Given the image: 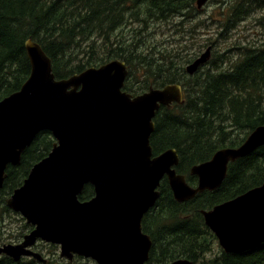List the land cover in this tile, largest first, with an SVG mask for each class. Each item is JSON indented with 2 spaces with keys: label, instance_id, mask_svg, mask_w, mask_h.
Returning a JSON list of instances; mask_svg holds the SVG:
<instances>
[{
  "label": "water",
  "instance_id": "95a60500",
  "mask_svg": "<svg viewBox=\"0 0 264 264\" xmlns=\"http://www.w3.org/2000/svg\"><path fill=\"white\" fill-rule=\"evenodd\" d=\"M209 0H197L199 10ZM31 74L21 89L0 102V190L9 166H19L36 137L55 139L50 154L34 165L6 204L35 229L18 245L0 248L15 262L32 257L39 240L61 246V257L93 259L98 264H148L152 239L142 229L144 216L161 197L167 177L174 198L188 202L224 182L231 162L264 146V126L238 148H224L194 166L198 187L178 174L175 149L153 155L154 118L161 106L183 104L178 84L151 87L134 96L124 91L128 66L120 60L58 80L51 58L37 42L25 43ZM212 47L186 70L195 75L207 65ZM87 185L95 196L80 201ZM207 226L226 253L242 254L264 243V184L204 212ZM168 264H193L177 260Z\"/></svg>",
  "mask_w": 264,
  "mask_h": 264
},
{
  "label": "trees",
  "instance_id": "16d2710c",
  "mask_svg": "<svg viewBox=\"0 0 264 264\" xmlns=\"http://www.w3.org/2000/svg\"><path fill=\"white\" fill-rule=\"evenodd\" d=\"M195 2L0 0V102L18 92L31 74L25 47L29 39L40 44L51 58L58 80L120 59L127 63L130 75L140 67L146 82L153 78L154 88L180 84L185 102L171 109L161 107L157 112L151 146L154 156L175 149L180 159L178 173L186 175L189 183L196 186L197 177L189 175L195 165L211 160L221 149L240 147L256 128L264 126V43L237 47L236 58H226L223 53L220 62L215 57L197 74L186 78L174 63L181 55H173L168 49L151 52L147 36L151 35L153 23L169 24L172 17L179 18L178 26L183 29L187 20L189 24L195 23L200 14ZM260 3V0L223 1L220 19L214 20L222 23L225 30L221 38L227 39L228 33L248 19ZM124 90L135 95L143 93L144 87L138 84L135 89L128 83ZM220 115L230 118L233 124L230 131L214 130L212 118ZM54 143L50 132H41L22 155L21 164L8 167L5 185L0 190V204L5 212H12L6 201L23 185L34 165L50 154ZM263 184L264 146L230 163L219 189L198 194L189 202H177L165 180L160 200L143 223V231L153 241L148 264H168L180 259L193 264H264V244L243 254L223 252L215 257L214 243L218 239L206 226L203 215L204 211ZM94 195V188L87 185L79 200L88 201ZM32 229L27 225L26 231ZM25 234L21 233L17 240ZM52 248L58 250L55 245ZM83 260L78 257L72 264H85ZM0 264L43 263L27 259L14 263L3 256ZM47 264L60 263L51 258Z\"/></svg>",
  "mask_w": 264,
  "mask_h": 264
},
{
  "label": "rangeland",
  "instance_id": "374dc122",
  "mask_svg": "<svg viewBox=\"0 0 264 264\" xmlns=\"http://www.w3.org/2000/svg\"><path fill=\"white\" fill-rule=\"evenodd\" d=\"M223 1L225 0H209L200 10V14H197V19L194 21L195 23L189 24V20H187L184 24V29L178 26L180 20L177 17H172L169 24L160 22L153 23L150 28L151 35L147 36V44L148 47L151 45V52L168 49L173 55H181L179 58L174 59V63L181 69V74L189 78V76L191 77L192 75H189L186 70L187 66L190 64L188 61L206 53L209 46L212 47L211 60L217 57L218 62H220L222 59L220 56L223 53L227 56L226 58H236L238 53L237 47L260 45L264 43V0H260L262 1V3H260L261 6L255 8L256 11L248 19L242 22L236 30L228 33L227 39L221 38V34L225 31L222 23L214 21L220 19L219 15L223 6ZM183 69H185V71ZM140 70V67L133 69V73L130 75V84H133L135 89L138 88V84H140L144 87L145 92L153 86L152 82L154 79L151 78L150 82H146L144 79L145 72L142 75ZM212 120L214 122L215 131H219L220 129L225 131L227 129L230 131L231 125H233L230 118L223 115L216 116L215 118L213 117ZM25 222V219L20 214L5 212L0 204V224L2 225L3 231V235L0 236V248L5 244H14L21 241L23 238L17 240L21 233H29L28 230L26 231L27 224L25 225ZM45 244L44 242H40L33 247L36 246L38 251H42L46 259L55 257V259L58 258L57 261L60 264L67 262L59 257L60 250L48 248ZM214 247L215 257L220 256L224 252L219 243L215 242ZM2 257L3 256H0V258ZM83 263L96 264L91 260H83Z\"/></svg>",
  "mask_w": 264,
  "mask_h": 264
},
{
  "label": "flooded vegetation",
  "instance_id": "af4514ba",
  "mask_svg": "<svg viewBox=\"0 0 264 264\" xmlns=\"http://www.w3.org/2000/svg\"><path fill=\"white\" fill-rule=\"evenodd\" d=\"M130 70V69H129ZM128 83H131V78H130V74H129V77L126 79V85L128 84ZM125 85V86H126ZM148 215V214H147ZM146 215V216H147ZM146 216L144 217V220H145V218H146ZM144 220H143V223H144ZM27 223L25 222V225H26ZM33 230V229H32ZM31 230H29V232H30ZM25 237V236H24ZM24 237H23V239H24ZM23 239H21V241H18V242H16V243H14V244H20V243H22L23 242ZM39 244V243H38ZM45 246H47V247H51L50 245H47V244H45ZM33 251H35V252H38V249H36V246L35 247H33ZM41 253L44 255V253L41 251ZM28 259H31V258H28ZM48 260V259H47ZM63 260H65V259H63ZM53 262H55V257H53Z\"/></svg>",
  "mask_w": 264,
  "mask_h": 264
},
{
  "label": "bare ground",
  "instance_id": "6f19581e",
  "mask_svg": "<svg viewBox=\"0 0 264 264\" xmlns=\"http://www.w3.org/2000/svg\"><path fill=\"white\" fill-rule=\"evenodd\" d=\"M182 87V86H181ZM183 88V87H182ZM183 92H184V89H183Z\"/></svg>",
  "mask_w": 264,
  "mask_h": 264
}]
</instances>
